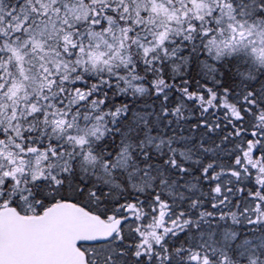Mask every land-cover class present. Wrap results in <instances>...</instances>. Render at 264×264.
Returning <instances> with one entry per match:
<instances>
[{
  "label": "snow or ice",
  "instance_id": "snow-or-ice-1",
  "mask_svg": "<svg viewBox=\"0 0 264 264\" xmlns=\"http://www.w3.org/2000/svg\"><path fill=\"white\" fill-rule=\"evenodd\" d=\"M0 264H264V0H0Z\"/></svg>",
  "mask_w": 264,
  "mask_h": 264
}]
</instances>
